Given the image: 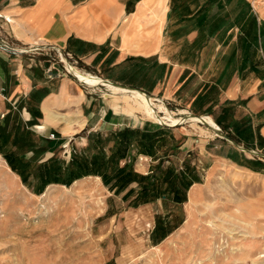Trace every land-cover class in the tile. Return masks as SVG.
Returning a JSON list of instances; mask_svg holds the SVG:
<instances>
[{"label": "rangeland", "instance_id": "rangeland-1", "mask_svg": "<svg viewBox=\"0 0 264 264\" xmlns=\"http://www.w3.org/2000/svg\"><path fill=\"white\" fill-rule=\"evenodd\" d=\"M44 52L46 74L80 85L91 110L70 137L58 125L39 147L3 146L0 264H264V179L231 169L242 149L187 119L186 101L141 106L94 82L106 65ZM79 105L61 109L76 117Z\"/></svg>", "mask_w": 264, "mask_h": 264}, {"label": "crops", "instance_id": "crops-1", "mask_svg": "<svg viewBox=\"0 0 264 264\" xmlns=\"http://www.w3.org/2000/svg\"><path fill=\"white\" fill-rule=\"evenodd\" d=\"M1 26L19 47L99 62L111 82L186 101L222 130L226 122L236 137L225 132L259 153L242 149L245 165L229 159L231 169L264 179V0H0ZM42 50L0 46L2 159L4 145L39 147L48 130L61 125L70 137L87 123L86 93L68 76L49 77ZM75 103L76 117L61 109Z\"/></svg>", "mask_w": 264, "mask_h": 264}, {"label": "bare ground", "instance_id": "bare-ground-1", "mask_svg": "<svg viewBox=\"0 0 264 264\" xmlns=\"http://www.w3.org/2000/svg\"><path fill=\"white\" fill-rule=\"evenodd\" d=\"M69 64V63H68ZM72 66V65H71ZM78 78V77H77ZM82 79V78H81ZM98 81L100 82V84H104L108 87H110L111 89H114L115 91H123L125 93V95H131V99H134L135 101H137L141 106L144 105V103L147 106H150L151 104L154 105V103L152 102L153 100H155V98H152L151 96H148V94L144 91H141L139 89H133V88H129V87H125V86H121V85H117L114 84L113 82H109L107 80H103L101 78H97L96 80H94V82L98 83ZM130 97V96H129ZM152 105V106H153ZM161 105V104H160ZM145 106V105H144ZM148 108V107H147ZM146 109V108H145ZM149 110V109H148ZM160 111L165 112V116L168 117L170 119V121H172L171 123H178L181 122L183 120L182 117H178L176 115H174L165 105H161ZM149 112V111H148ZM191 115H194L192 113H189ZM197 118H200L202 120V122H207L209 123L208 119H206L207 117H199L197 115H194ZM215 132V130H214Z\"/></svg>", "mask_w": 264, "mask_h": 264}, {"label": "water", "instance_id": "water-1", "mask_svg": "<svg viewBox=\"0 0 264 264\" xmlns=\"http://www.w3.org/2000/svg\"><path fill=\"white\" fill-rule=\"evenodd\" d=\"M0 46L4 47L5 49L11 50V47H10V46H7V44L4 43V42L1 41V40H0ZM35 47H36L37 49H39V47H42V46H40V45H36ZM31 49H32L31 47L28 48V50H31ZM19 52H25V50H23V51H19ZM113 83H114V84H117V85H121V84H118L117 82H113ZM121 86H123V85H121ZM148 96H150V95L148 94ZM192 114L197 115V116H199V117H201V118L203 117V115H199V114H195V113H192ZM165 123L168 124L167 122H165ZM168 125H169V124H168ZM207 125H208L209 127H211L212 129H214L215 132H217L218 134H220V135L226 137L227 139L231 140V141H232L236 146H238L239 148H241V149H243V150H247V151L253 152V153H256V154H259L257 151H254V150H252V149H250V148H246V147L242 146L241 144H239L236 140L232 139L231 136H230L227 132H225L224 130H222L219 126H218V127H215V126H213V125H211V124H207Z\"/></svg>", "mask_w": 264, "mask_h": 264}, {"label": "built area", "instance_id": "built-area-1", "mask_svg": "<svg viewBox=\"0 0 264 264\" xmlns=\"http://www.w3.org/2000/svg\"><path fill=\"white\" fill-rule=\"evenodd\" d=\"M0 40L3 41L4 43L7 44V46H10L11 47V50L13 53H19V51H29L28 48L29 47H19L15 44H13L11 41H9L5 36H3L1 33H0ZM2 47V46H1ZM32 49V51H36L38 50L35 46H30ZM4 48V47H2ZM5 49V48H4Z\"/></svg>", "mask_w": 264, "mask_h": 264}, {"label": "trees", "instance_id": "trees-1", "mask_svg": "<svg viewBox=\"0 0 264 264\" xmlns=\"http://www.w3.org/2000/svg\"><path fill=\"white\" fill-rule=\"evenodd\" d=\"M9 162H10V164H11V166L13 167V168H15L16 167V163L14 162V161H12V160H8Z\"/></svg>", "mask_w": 264, "mask_h": 264}]
</instances>
